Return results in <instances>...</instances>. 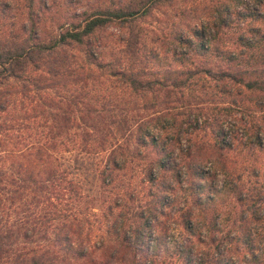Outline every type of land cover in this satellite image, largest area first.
<instances>
[{
	"label": "trees",
	"instance_id": "1",
	"mask_svg": "<svg viewBox=\"0 0 264 264\" xmlns=\"http://www.w3.org/2000/svg\"><path fill=\"white\" fill-rule=\"evenodd\" d=\"M37 2L39 11L46 0ZM180 2L112 0L76 13V21L44 39L35 1L26 0L28 21L0 36V264H264V153L243 175L226 162L234 134L224 129L251 105L260 120L250 122L247 136L261 147L264 0L180 6L181 26L167 40L183 51L146 52L137 20ZM14 5L0 0V18ZM107 26L126 29L116 66L94 57ZM226 33L231 44L222 40ZM192 55L220 64L180 69L169 61L183 64ZM146 59L159 67L158 77L136 69ZM200 73L217 90L205 102L226 105L181 121L167 111L132 128L128 110L97 109L88 97V84L100 75L134 93L170 96ZM74 127L80 134L69 132ZM207 129L211 140L200 135ZM70 143L79 152L64 164L62 146ZM83 166L92 168L99 195L83 194L74 176ZM92 217L97 230L88 224Z\"/></svg>",
	"mask_w": 264,
	"mask_h": 264
},
{
	"label": "rangeland",
	"instance_id": "2",
	"mask_svg": "<svg viewBox=\"0 0 264 264\" xmlns=\"http://www.w3.org/2000/svg\"><path fill=\"white\" fill-rule=\"evenodd\" d=\"M16 2V6L12 7L10 10V17L0 18V36L8 34V31L13 29H18L20 24L27 20L28 9L26 8V0H12ZM35 1L34 11H38L39 3ZM112 0H46L45 6L41 8L38 12L40 23L41 34L44 39H48L52 35H55L60 28V25L64 23H69L71 21H76L75 14L83 10L91 11L94 7H104L110 5ZM205 0H181L179 6L172 5L166 7H160L152 11L151 15L142 19L137 20L136 24L143 35L145 42V51H151L158 49L160 53L166 54L165 56L170 57L172 51L175 50L177 53H181L183 49L181 47H175L172 43L168 42L167 39L171 38L172 33L180 27V6H186L191 9L196 4H200ZM185 10V11H186ZM199 24L207 28V22L205 20L199 21ZM99 38L95 41L97 44L96 57L95 61L98 62H110L113 66L115 64V58L119 55L120 49L124 45V38L126 35V29H119L115 26H107L99 34ZM234 36H229L228 33L223 35L222 40H226L227 44H231ZM170 41V40H169ZM222 44V41L219 42ZM86 47H83V50ZM85 51L77 52L80 57V62H86ZM90 54V52H88ZM143 55V54H142ZM146 57L145 55H143ZM89 57V56H88ZM91 57V56H90ZM89 57V59H90ZM146 64H142L136 67L143 74V77L152 79L160 75L159 67L155 63L150 62L146 59ZM168 61V60H167ZM172 62V67L180 69H196V68H215L216 64L220 62L212 56H196L192 55L190 60L180 64L178 61L169 60ZM87 63V62H86ZM87 65V64H86ZM94 70H97L94 67V64H91ZM155 67V68H154ZM99 75L98 71L95 73ZM189 82V81H188ZM187 82V83H188ZM215 82L212 77L206 76L203 73L196 74L192 80L175 90L171 93L170 96H165L163 92L156 93H134L128 87L121 84L120 82L109 79L106 75H100L96 79L94 84H88L87 89L89 90V99L97 109H102L101 105L106 107H113L114 105H119L124 111L128 110V115L131 117L134 125H131L132 128L135 127V123H139L142 119L146 120L152 116H155L159 113L170 112L177 121H181L187 117L192 118L193 115H196L201 108L212 107H221L226 105L220 102H215L213 104L205 102L207 99L206 93L216 92ZM53 96V93H49ZM218 97H221L219 94H216ZM219 101V100H218ZM247 109L248 115H240L237 113L235 117L231 120L229 119L225 122L224 129H231L230 132L234 134V145L231 150L226 153V162L231 166L236 168L238 171H242L243 175H249L250 169L253 166H256L260 163L263 158L264 150L260 151V148L264 146V135L261 136V147L258 145L250 144L247 136L248 127L252 120H260V112L255 113L251 110L252 106ZM216 108V110H217ZM221 112V109L218 111ZM203 114V112H201ZM199 114V113H198ZM254 115L257 117L254 118ZM233 119H236L233 121ZM236 126H234V124ZM113 127V125L111 126ZM75 131L78 135L81 130L77 128H72L69 132ZM229 132V133H230ZM110 133V132H108ZM200 135L211 140V132L209 129L200 131ZM183 143V141H182ZM67 145V147H66ZM62 146V161L64 164H73L71 158L76 156L79 152L77 147H74L73 144H66ZM131 147V146H130ZM68 150V151H64ZM92 151L99 150L98 146L91 148ZM130 166L136 168L139 166L137 161L129 163ZM92 168L83 166L78 170H75L74 176L76 179L80 178L82 184V192L88 197L99 195L98 183L94 175H92ZM251 179H253L251 177ZM231 206L228 209L234 207V203L230 204ZM84 211V206H83ZM94 211H98L94 209ZM89 226L97 230L98 219L95 217L90 218L88 221ZM41 243L46 244V241ZM202 251V250H201Z\"/></svg>",
	"mask_w": 264,
	"mask_h": 264
}]
</instances>
